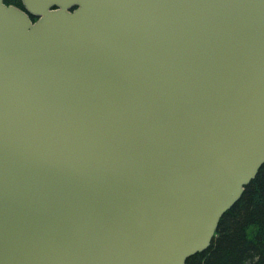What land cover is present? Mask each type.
<instances>
[{
    "label": "water",
    "instance_id": "water-1",
    "mask_svg": "<svg viewBox=\"0 0 264 264\" xmlns=\"http://www.w3.org/2000/svg\"><path fill=\"white\" fill-rule=\"evenodd\" d=\"M0 0V264H186L264 166V0Z\"/></svg>",
    "mask_w": 264,
    "mask_h": 264
},
{
    "label": "trees",
    "instance_id": "trees-1",
    "mask_svg": "<svg viewBox=\"0 0 264 264\" xmlns=\"http://www.w3.org/2000/svg\"><path fill=\"white\" fill-rule=\"evenodd\" d=\"M5 4L23 9L21 0ZM186 264H264V166L222 217L211 246Z\"/></svg>",
    "mask_w": 264,
    "mask_h": 264
}]
</instances>
